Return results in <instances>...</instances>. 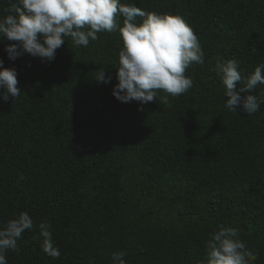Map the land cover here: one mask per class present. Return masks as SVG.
Segmentation results:
<instances>
[{
	"label": "trees",
	"instance_id": "trees-1",
	"mask_svg": "<svg viewBox=\"0 0 264 264\" xmlns=\"http://www.w3.org/2000/svg\"><path fill=\"white\" fill-rule=\"evenodd\" d=\"M120 3L181 16L205 62L186 70L189 91L141 106L112 95L119 31L86 48L66 38L50 62L10 60L5 47L17 42L0 37V61L21 89L0 100V227L22 212L34 224L7 264H113L121 250L127 264H206V241L222 226L239 229L264 264V104L228 111L215 71L235 58L246 78L264 63V0ZM9 7L0 0V18ZM102 68L108 83L94 80ZM239 94L262 97L264 85ZM42 222L59 258L42 250Z\"/></svg>",
	"mask_w": 264,
	"mask_h": 264
},
{
	"label": "clouds",
	"instance_id": "clouds-1",
	"mask_svg": "<svg viewBox=\"0 0 264 264\" xmlns=\"http://www.w3.org/2000/svg\"><path fill=\"white\" fill-rule=\"evenodd\" d=\"M9 14L0 18V37L15 41L5 47L10 60L28 54L42 60L55 59L56 50L70 38L74 47H88L97 40L98 33L119 31L122 48L118 53L115 69L118 83L112 95L121 103L138 102L143 106L167 102L169 96L178 97L194 85L186 70L204 64V52L192 27L178 15L146 12L133 4H121L120 0H9ZM123 17V25L117 23ZM143 18L137 22V18ZM215 71L225 87L227 98L224 107L230 112L239 111L252 115L264 104V96L240 92L264 85V63L258 64L244 78L240 63L235 59L217 61ZM244 79L243 87L236 84ZM108 83L104 68L96 71L94 79ZM17 72L4 68L0 61V100L18 98L21 89L17 86ZM143 108H138L142 111ZM24 177L21 176V179ZM51 227L47 222L38 225L42 237V250L52 258H59L60 251L54 245ZM32 218L26 212L18 214L0 227V264H7L6 253L19 252L18 241L26 230H32ZM206 264H254L258 259L255 251L241 240L239 229L221 227L206 241ZM126 251L112 253L113 264H127Z\"/></svg>",
	"mask_w": 264,
	"mask_h": 264
}]
</instances>
